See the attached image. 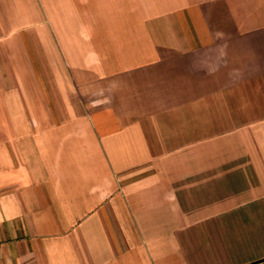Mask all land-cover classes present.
<instances>
[{"label": "crops", "instance_id": "obj_1", "mask_svg": "<svg viewBox=\"0 0 264 264\" xmlns=\"http://www.w3.org/2000/svg\"><path fill=\"white\" fill-rule=\"evenodd\" d=\"M264 0H0V264H263Z\"/></svg>", "mask_w": 264, "mask_h": 264}, {"label": "trees", "instance_id": "obj_2", "mask_svg": "<svg viewBox=\"0 0 264 264\" xmlns=\"http://www.w3.org/2000/svg\"><path fill=\"white\" fill-rule=\"evenodd\" d=\"M263 264H264V260H263V262H262Z\"/></svg>", "mask_w": 264, "mask_h": 264}]
</instances>
